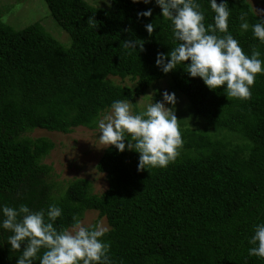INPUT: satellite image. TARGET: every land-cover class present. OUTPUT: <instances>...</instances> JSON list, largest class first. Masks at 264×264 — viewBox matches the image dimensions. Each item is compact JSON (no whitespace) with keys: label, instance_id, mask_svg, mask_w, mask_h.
<instances>
[{"label":"trees","instance_id":"obj_1","mask_svg":"<svg viewBox=\"0 0 264 264\" xmlns=\"http://www.w3.org/2000/svg\"><path fill=\"white\" fill-rule=\"evenodd\" d=\"M44 2L67 43L39 23L12 30L0 12V264H17L22 254L11 250L12 233L2 227L3 207L20 205L45 213L51 205L59 207L58 231L70 227L73 216L96 211L109 228L102 240L110 243V264H264L249 255L255 227L264 224V74L256 76L251 99L243 101L228 97L226 85L210 90L199 77H190V61L165 74L156 65L157 55L167 56L180 42L156 0H110L106 9L83 0ZM195 2L205 26L214 24L211 0ZM226 2L230 34L246 55L256 48L264 61V43L252 31L264 17L246 0ZM149 9L151 17L138 18ZM241 15L247 31L240 27ZM149 23L152 36L145 27ZM125 40L143 41L144 50L125 48ZM110 77L129 78L132 84H115ZM162 79L187 101L185 110L176 112L183 147L174 163L138 171L139 153L113 146L96 166L108 185L101 194H93L85 179L64 191L47 181L52 168L42 159L53 144L25 134L93 129L114 101L135 105ZM185 113L211 132L186 126ZM42 254L33 264H40Z\"/></svg>","mask_w":264,"mask_h":264},{"label":"clouds","instance_id":"obj_2","mask_svg":"<svg viewBox=\"0 0 264 264\" xmlns=\"http://www.w3.org/2000/svg\"><path fill=\"white\" fill-rule=\"evenodd\" d=\"M132 2L148 4L151 0ZM156 3L162 9V17L172 22L174 39L180 42L167 56L157 55V67L167 74L177 65L190 61L186 65L187 73L192 78L202 79L210 90L226 85L228 97L242 101L251 99L256 76L264 74V61L259 58L260 52L256 48L251 56L246 55L239 41L230 34V9L226 0L219 4L217 0H211L214 24L207 27L201 6L195 0H156ZM256 14L264 17V10H256ZM141 16L151 17V9L138 13V18ZM240 19L245 21L241 23V29L247 31L249 24L245 15ZM88 23L93 27L96 25L91 17ZM145 27L152 36L154 24ZM252 31L255 38L264 43V19L252 25ZM143 43L125 40L124 47L133 50L139 47L143 51ZM166 104L172 107H166ZM175 105V94L167 91L163 93V102H152L139 114H134L128 100L114 101L110 112L98 121V141L103 148L114 146L121 153L126 148L139 153L138 171L147 167L166 168L176 161L183 147ZM2 213V227L12 233L8 237L11 250L22 252L17 264H33L41 250L40 264H110V243L102 240L109 228L102 220L85 226L73 216L72 225L58 231L54 223L62 210L55 205L49 206L46 213L43 209L34 212L26 205L4 206ZM249 244L252 245L249 255L264 259V224L255 227Z\"/></svg>","mask_w":264,"mask_h":264},{"label":"rangeland","instance_id":"obj_3","mask_svg":"<svg viewBox=\"0 0 264 264\" xmlns=\"http://www.w3.org/2000/svg\"><path fill=\"white\" fill-rule=\"evenodd\" d=\"M83 1L96 8L106 9L110 5V0ZM246 1L255 15H257L256 10H264V0ZM0 12H2L1 20L12 30H22L30 25L39 23L53 38L59 42L67 43L66 35L50 16L44 0H0ZM110 80L120 85L132 84L129 78L122 80L117 77H110ZM165 91L169 94H175V114L176 112L184 111V105L186 106L187 104L185 97L178 92L169 90L168 80L162 79L147 90L146 94L142 96V100V97L136 99V106L132 104L133 112L134 108L140 113L145 111L147 106L152 102H163V93ZM165 106L172 107V105L167 104ZM109 112L110 110L103 112L98 121ZM182 118H184L185 124L189 128L205 130L208 133L211 132L210 127L192 122L189 119L188 113L182 115ZM98 121L96 127L93 129L77 127L67 134L40 129H35L25 134L28 138H44L53 144V148L43 157L42 163L52 168L47 181L54 183L56 187L58 186V191H64L71 182L77 179L89 181L93 194H101L107 189L108 185L105 175L99 173L96 169L97 163L106 149L98 141L100 136ZM180 124L179 127H183ZM80 220L84 222L85 226L94 225L101 220L107 225L106 219L99 217L96 211H86Z\"/></svg>","mask_w":264,"mask_h":264}]
</instances>
